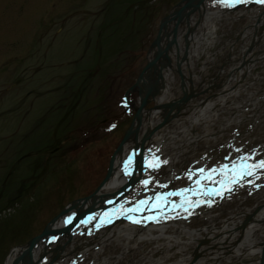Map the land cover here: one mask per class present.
<instances>
[{
	"label": "rangeland",
	"instance_id": "374dc122",
	"mask_svg": "<svg viewBox=\"0 0 264 264\" xmlns=\"http://www.w3.org/2000/svg\"><path fill=\"white\" fill-rule=\"evenodd\" d=\"M180 1L0 0V264H6L14 249H21L70 203L92 193L103 179L109 158L132 119L116 118L122 117L123 109L117 103L132 80V74H124L121 80L119 74L126 72V66L134 60L129 56L137 51L139 39L156 35L162 20ZM215 6H212L214 17L207 23L209 29L210 25L215 26L216 37L208 36V42H201L202 53L196 67L200 68L202 62L206 66L216 61L219 65L226 64L221 69L224 71L235 65L233 60L242 59L244 43L230 50L229 40L239 37L237 29L246 18L234 25L223 24L224 8ZM262 51L259 56H264ZM144 55L135 56L134 63L140 64ZM254 70L252 77L264 75L262 67ZM250 81L247 92L264 88V83L254 87ZM224 86L225 82L219 84ZM235 86L242 87L238 83ZM246 94L240 92L242 96ZM102 122L100 131L93 132ZM109 123L115 125L113 131L106 132ZM75 128L86 132L88 139L77 159L68 152L72 140L78 143L72 134ZM213 128L207 123L203 130ZM241 128L246 129V124ZM80 130L76 132L81 133ZM196 132L202 134L200 129ZM230 136L226 134L219 139ZM221 150V154L230 153V148ZM180 162L182 159L174 165ZM215 162L207 161V165ZM166 166L162 160L156 163L138 188H146L150 183L157 188L161 183L157 178L165 179ZM178 184L183 185L184 181L173 186ZM130 203L127 201L117 209H125ZM117 209L104 215L112 218ZM193 220L189 222L190 228L196 226ZM102 225L105 224L91 225L81 235L83 241L98 234ZM214 226L218 228L221 222H215ZM152 245H145L143 251L153 254L155 260L162 258L165 251L170 254L168 264L177 259V253H172L179 246L170 248L164 244L153 249ZM204 246L201 244L189 253L194 258ZM64 252L57 264H62V257L68 258L69 264H93L103 258L105 264H112L121 253L115 264H132L137 260L131 252L123 253L119 245L105 248L97 261L87 256L81 259L78 252L67 255ZM252 259L233 264H256Z\"/></svg>",
	"mask_w": 264,
	"mask_h": 264
},
{
	"label": "bare ground",
	"instance_id": "6f19581e",
	"mask_svg": "<svg viewBox=\"0 0 264 264\" xmlns=\"http://www.w3.org/2000/svg\"><path fill=\"white\" fill-rule=\"evenodd\" d=\"M207 12L208 14H206L201 21L196 22V19L192 18V20L188 21V28L184 29L187 31L189 40L188 54L186 58H184L180 68L182 74L185 77V88L182 94L177 96V99L180 97L177 103L166 104L168 108L177 107L181 108L185 113H189L191 118H194L197 122L196 124L198 125L204 123V117L208 116L207 113H209V111L212 110L214 106H218L219 104V109L226 108L230 104V106L235 105V109L238 110L240 106L234 104V102L242 98L240 96V92L244 93L245 88L250 86V79H252V82L254 83H259L264 79V77L259 76L252 77L255 68L262 67L264 71V56H259V53L263 52L262 50H264V32L240 33L238 34L239 37L229 40V42L232 44V46H230V50L232 48L239 47L244 43L242 46V52L244 53L243 56L245 57L247 53L251 54V56H248L249 58L247 63H244L243 66L237 65L244 62L242 58L240 60H233L236 66L231 65L232 67L230 66L229 69L224 71H221V69H223L226 64L224 63L223 65H219L216 63V61L209 62L206 66V62H202L200 68L196 67V63H198L200 60V53H202L201 42H208V36H212V38L216 37L214 32V30H216L215 26L210 25L213 30L209 29V24L207 23V20H210L214 17V13L211 9H209ZM212 38L211 40L213 42L214 39ZM260 44H262V49L260 48ZM249 49H252V52L249 51ZM230 59L231 58H229V61ZM237 61L239 63H237ZM195 73L197 75H195ZM210 78H213V82L210 80ZM219 82L221 84L225 82V86L216 90L214 89L215 91L212 90L213 87L216 88V86H218ZM236 83L242 87L237 88L235 86ZM212 92L214 95L210 94ZM201 95L205 97L208 96V99L201 97ZM212 95L216 96L214 100L209 98ZM198 97L201 98L197 100ZM240 104H246L245 106L257 108V106H253L249 100H245V102L241 101ZM162 111H165V109L152 111L153 124L156 122L155 119L158 117V114ZM213 116L215 119L218 114H211L208 117L213 118ZM191 118H189L188 115H183L181 119L172 121L168 127L164 128L158 133H155L148 139L147 144H145V152L143 157V178H147L148 172L155 161H160L162 158L167 159L168 169H166L165 174L170 175L171 171H174L173 168L177 169V171L180 170V166L177 164H175L177 167L174 166V163L177 160L182 159L183 156L186 158L189 153L196 151L200 145L205 148L207 143H196L198 138L191 142L190 140L192 139L188 137L187 129H183L184 125H186L188 123L187 121L191 120ZM227 124L228 122H225L223 125H221V128H226ZM125 147L126 146H124V148ZM210 149L211 146L209 145L207 150ZM262 150L264 154V147ZM126 151L127 149L124 151V153ZM181 151L185 152L180 154ZM121 152H123V147ZM130 168L131 165H129V169ZM120 176V172L117 170V172L114 173L113 179L107 182L106 185L101 188L99 193L101 192L104 194L108 191H114L116 187L122 182V178ZM170 178L171 177L169 176L168 179ZM221 178L224 179V177ZM225 184L226 183H224V185ZM227 189H231V187ZM160 190L161 187L158 188V191H155V194L158 195ZM262 204L263 207L258 209L252 215L248 226L243 230H237V228L240 227L239 224L241 223L237 217H232L231 219L222 221L221 226L218 228H216L214 224L211 223L214 221V219L211 217L207 218V225L193 230L183 227L180 225L181 223L176 225L170 224L164 227H149L137 223V221H134L133 223H127L128 221H131L128 218L131 212L127 210L122 214L126 222L125 220H122L121 223H117L111 227H106L105 225H102V227L98 226V229L101 227L99 233L90 236L86 243L83 241V238H80V236L84 234L85 231L87 232L88 228H90L91 225H95L94 223L98 221H95V218L92 217L91 220L85 224L80 223V225L70 233L69 242H66V246L63 250H65V255L78 252L81 254V259H84V257L87 256L92 258V261H97L102 257L101 253L105 248L119 245L123 253L131 252L133 255L137 256V260L132 264H166L170 258L169 251L161 253L162 258L159 257L156 260L154 259L155 256L153 254L147 255V253L143 251V247L145 245L153 244L152 248L156 249V247L165 244L170 248L175 246L180 247L177 249L175 248L174 252L172 253V255L174 253H177L178 255L177 259L172 264H205L207 261H213L214 264H233L243 259L250 260L256 256L257 258H254L251 261L259 264L260 256L262 254L261 242L263 240L264 233L263 231L258 233L256 232V229H259V225L261 228L264 226V223L262 222L264 221V201ZM145 208L148 211L147 213H149L150 208H154V203H147ZM70 217L71 215L67 214L64 219H59V223L55 224L54 226H57L58 224L60 225V222H64L63 225L68 224L71 220ZM107 220L108 219L103 221L106 222ZM251 232L253 233L251 236H249ZM203 234L204 236H202ZM202 238H206L204 242H200ZM63 243H65L64 239L60 241V245H63ZM202 243L205 244V246L203 248L201 247L199 252L197 251L199 254V259L196 260V262H193L195 260H193V256L189 253V250L194 248L197 249ZM96 248H98V250H95ZM160 250H158V252ZM19 252L20 249H14L7 260V264L13 260L15 261ZM172 255L171 257H173ZM118 256L114 257L112 264L116 263ZM103 260H105V258L100 260L98 263L93 264H105V261ZM67 261L68 258L66 257H62L60 260L62 264H69Z\"/></svg>",
	"mask_w": 264,
	"mask_h": 264
},
{
	"label": "water",
	"instance_id": "95a60500",
	"mask_svg": "<svg viewBox=\"0 0 264 264\" xmlns=\"http://www.w3.org/2000/svg\"><path fill=\"white\" fill-rule=\"evenodd\" d=\"M198 3H202L203 0H196ZM195 8L196 5H193L191 3V1H188L186 4L183 5L182 8H178L176 10V12H174L171 17L169 18V20H172L174 21V30L172 31V37L170 39V41L167 43V45L165 47H161V43H162V39H160L157 43H156V46H158V49H157V52H156V55L153 59V61L151 62L150 66L149 67H152L155 65L156 61L158 59L161 58V56L167 54V51L168 49L171 47V45L173 43L176 42V38H177V35L179 33V21L183 19V17L185 18L186 16V11L188 9H191V8ZM168 20V21H169ZM167 24H163V29L165 28ZM160 45V46H159ZM143 86H145V83H143ZM139 91L142 93V90L139 89ZM152 94L151 90L149 91H145L144 93V97H143V101L140 105V107L138 108L137 110V116L134 120V122L132 123V126L131 128L129 129V131L127 132V134L125 135V141H127L128 139L130 138H135L136 134H137V131H138V127H139V124H140V121H141V115H140V110L141 108H143V106L145 105V103L147 102V99L148 97ZM184 98V97H183ZM165 106V108H164ZM161 109H167V105H162L160 106ZM170 108H173V107H170ZM134 136V137H133ZM120 150V149H119ZM112 172H113V168H111L110 166V169H109V172H108V175L105 179L104 182L108 181L112 175ZM131 183V182H130ZM88 201V199H84L82 201H80L79 203L77 204H71L70 207H68V209H79L78 207H80L83 203H86ZM66 211L62 212V213H65ZM87 212V211H86ZM86 212L84 211H81L80 213V216H83ZM78 219H75L74 222L72 223V225L68 228H65V229H61V230H58V233H63V234H67L69 233L70 229L73 228L77 222H78ZM56 219H54L52 222H51V225L55 222ZM50 225V226H51ZM51 230H50V227L47 226L44 231L42 232L41 235L31 239L24 247H22L20 249V252L17 256V259L13 262L12 264H35V260L32 259V252H33V249L36 248V246L41 242V240H45L46 242V239L45 237L48 235V234H51ZM69 242V241H67ZM262 245V254L260 256V260H259V264H264V241L261 243ZM63 247L59 248L60 250H62ZM196 259V257L194 258V260ZM35 261V262H34Z\"/></svg>",
	"mask_w": 264,
	"mask_h": 264
}]
</instances>
